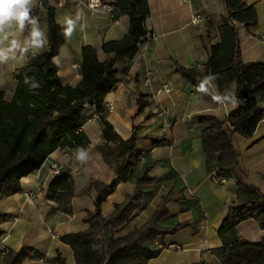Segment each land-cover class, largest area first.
<instances>
[{
    "label": "crops",
    "instance_id": "crops-1",
    "mask_svg": "<svg viewBox=\"0 0 264 264\" xmlns=\"http://www.w3.org/2000/svg\"><path fill=\"white\" fill-rule=\"evenodd\" d=\"M56 21L81 12L76 20L70 40L64 37L55 57H59L57 74L63 85L76 86L81 80L82 48L94 46L101 61L109 60L113 53L104 52L102 45L121 39L128 30L129 18L119 12L114 23L104 13L91 11L85 0H53ZM150 14L145 19L147 31L153 32L144 52L138 49L131 58L115 61L114 70L118 82L107 93L103 102L101 118H89L82 126L89 138V145L83 150L88 153L85 161L76 159L79 150L57 148L41 167L21 179L22 190L7 197H0V248L19 250L31 247L36 256L26 260L27 264H55L56 252L65 256L67 264H73L70 247L61 241V236L83 230V217L93 207V193L79 191L90 180L106 184L115 179V172L103 161L96 145L103 142L101 119L108 121L123 139H128L133 130L140 136L137 145L153 163L151 171L156 182L150 187L153 194L149 203L133 215L128 224H142L152 214L162 196L171 200L164 226L186 221L187 225L174 233L165 234L156 243L160 252L146 264H220V251L224 240L217 235L228 206L237 195L235 177L225 173V182L212 181L199 138L201 115L226 118L235 108L215 110L217 102L212 95L234 93L231 84L223 93L208 84L207 93H200L196 86L185 82L174 68L175 64L190 67L194 63L204 64L208 53L201 42L205 32L204 22L211 18L215 26L220 25L226 15L222 0H147ZM252 4L258 15V23L244 27L238 25L240 56L243 62L264 63V0H244ZM201 19L192 22L194 15ZM40 27L47 25L46 10L40 8ZM61 26V24L59 23ZM62 29V28H61ZM27 35V32L24 33ZM21 66L9 59L0 65V91L11 101L16 88L15 72ZM150 77V81L147 77ZM165 87L168 89L166 90ZM139 99L147 105L160 104L169 109V114L147 113L139 108ZM238 101V99L236 98ZM110 104V108L105 106ZM264 105V101L262 102ZM163 139L155 145L148 137ZM232 140L239 154V162L251 186L264 189V118L258 123L250 137L233 134ZM55 163L62 172H68L74 179L75 195L72 198V213L66 215L58 210V203L47 197L48 185L55 176L50 172ZM134 189L132 180L119 184L102 204V213L108 214L116 202H121ZM32 192V195H28ZM126 228V229H127ZM235 235L251 241L263 235L254 219L240 222L234 229ZM230 238V237H229Z\"/></svg>",
    "mask_w": 264,
    "mask_h": 264
},
{
    "label": "trees",
    "instance_id": "trees-1",
    "mask_svg": "<svg viewBox=\"0 0 264 264\" xmlns=\"http://www.w3.org/2000/svg\"><path fill=\"white\" fill-rule=\"evenodd\" d=\"M222 1L226 15L221 24L215 26L211 18L204 22L201 42L208 53L204 68L199 70L194 64L190 67L175 64L174 68L185 82L196 87L206 77L219 93L234 84L236 98L243 84L249 88L245 100H238L237 109L226 118L199 116V138L209 172L215 170L222 177L231 172L237 186V195L217 229V235L224 240L220 264H264V189L249 184L232 140L235 133L252 136L264 118V63L243 62L238 36V25H257L258 15L255 7L244 0ZM41 2L47 15L49 50L30 58L28 65L15 72L17 83L11 101L0 91V197L21 192V179L37 171L57 148L81 150L89 145L82 126L95 114L101 118L105 96L118 82L115 61L134 56L138 42L147 32L144 25L150 14L147 0H113L119 12L129 18L125 35L102 45V50L113 53V57L101 61L94 46H83L81 80L76 86L63 85L52 58L64 43V36L54 8L46 0ZM25 75L34 77L40 87L31 90L32 81L25 84ZM146 105V101L139 99L140 110ZM101 122L103 142L95 148L114 170L115 179L109 184L90 180L79 191L80 194L94 191L93 207L82 219L86 228L62 235L61 241L70 247L73 264H146L162 249L156 242L165 234L185 227L187 222L163 225L171 199L162 196L145 222L127 228L133 215L149 203L153 194L150 187L156 182V176L151 174L154 163L137 145L140 136L136 130L123 139L111 123L103 118ZM148 138L155 145L165 142L157 137ZM130 180L134 183L133 191L114 203L108 214H103L101 207L106 198L119 184ZM74 195L71 174L61 171L51 179L47 197L58 203L60 212L72 213ZM5 216L0 212V217ZM247 219H254L263 230L259 240L235 235V227ZM5 250L0 254V264H27V259L38 257L31 247ZM53 261L67 264L60 252H56Z\"/></svg>",
    "mask_w": 264,
    "mask_h": 264
},
{
    "label": "clouds",
    "instance_id": "clouds-1",
    "mask_svg": "<svg viewBox=\"0 0 264 264\" xmlns=\"http://www.w3.org/2000/svg\"><path fill=\"white\" fill-rule=\"evenodd\" d=\"M53 5V0H49ZM65 0H61L59 5L54 7H63ZM100 0H90L89 7L96 11ZM33 6L38 7V0H0V65H4L9 59L18 62L21 66L30 58L34 59L37 55L49 50V38L47 35V25L44 28L40 27V16H32L31 11ZM81 19V12L76 13L75 19L71 16H65L57 23L61 24L62 35L66 40H70L73 35L76 20ZM27 32L25 36L24 33ZM52 62L59 64V57H53ZM32 81L29 84V81ZM24 83L29 84V88L40 87L34 77L24 76ZM210 83V78H204L197 86L198 92L207 93L208 89L205 85ZM214 102L225 109L228 105L235 108L239 101L232 93L229 95H212ZM88 158V153L83 149L76 153V159L85 161Z\"/></svg>",
    "mask_w": 264,
    "mask_h": 264
},
{
    "label": "built area",
    "instance_id": "built-area-1",
    "mask_svg": "<svg viewBox=\"0 0 264 264\" xmlns=\"http://www.w3.org/2000/svg\"><path fill=\"white\" fill-rule=\"evenodd\" d=\"M186 1V0H184ZM85 5L91 10L93 11L89 5H90V0H85ZM42 6V2L41 0H38V7L33 6L32 11H31V15L32 16H36V15H40V8ZM93 12H97V13H104L108 16L109 21L111 23H114L117 19L118 16V8L115 7L113 0H100L99 6L97 8L96 11ZM201 19V17L199 15H194L192 18V22L193 23H197L199 20ZM264 37V36H263ZM155 38V34L153 32H149L147 31L145 36L142 38V40L140 42H138V50L140 52H144V50L146 49L148 43L153 40ZM195 67L199 70H202L204 68L202 63H194ZM147 80L150 81V77L148 75ZM166 90H168L165 87ZM235 95V93H232ZM224 95H229V93H224L221 96ZM236 96V95H235ZM106 108H110L111 105L108 104L105 106ZM221 108H225L223 106H221L219 104V102H217L216 107L214 108L215 110H219ZM145 112L147 113H156V114H169V109L166 107H163L160 104H155V105H146L143 109ZM91 118H99V116L97 114L93 115ZM67 150V149H66ZM68 151V150H67ZM50 172H52L53 174H59L61 172L60 168L55 164V163H51L50 165ZM208 177L214 181V182H218V183H223L225 182V178L218 175L217 172L215 170L211 171L208 175ZM32 192H28V195H32ZM6 252L5 248L2 247L0 248V254L3 255Z\"/></svg>",
    "mask_w": 264,
    "mask_h": 264
},
{
    "label": "water",
    "instance_id": "water-1",
    "mask_svg": "<svg viewBox=\"0 0 264 264\" xmlns=\"http://www.w3.org/2000/svg\"><path fill=\"white\" fill-rule=\"evenodd\" d=\"M248 93H249V88L247 87V85L243 84L238 90L237 99L239 101H244Z\"/></svg>",
    "mask_w": 264,
    "mask_h": 264
}]
</instances>
